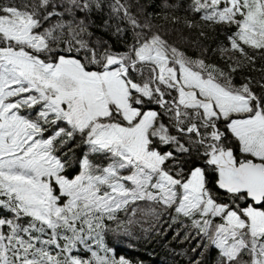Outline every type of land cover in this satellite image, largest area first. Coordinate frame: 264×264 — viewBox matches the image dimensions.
Instances as JSON below:
<instances>
[{
    "label": "snow or ice",
    "instance_id": "obj_1",
    "mask_svg": "<svg viewBox=\"0 0 264 264\" xmlns=\"http://www.w3.org/2000/svg\"><path fill=\"white\" fill-rule=\"evenodd\" d=\"M261 61L264 0H0V264H133L106 237L145 223L264 264Z\"/></svg>",
    "mask_w": 264,
    "mask_h": 264
},
{
    "label": "trees",
    "instance_id": "obj_2",
    "mask_svg": "<svg viewBox=\"0 0 264 264\" xmlns=\"http://www.w3.org/2000/svg\"><path fill=\"white\" fill-rule=\"evenodd\" d=\"M148 11H159L161 0H142ZM151 6V7H149ZM181 21L184 19L183 12L177 13ZM97 27L94 29L97 38L109 39L111 42L119 46V42L102 28V20H97ZM176 32L171 35V39L181 46H185L188 41L201 42L198 36V30H189L183 24L176 25ZM205 47L215 49L219 45L225 43L224 34L214 30H208V36L202 40ZM196 51V49H189ZM213 60L222 63L219 53L215 55L209 54ZM264 63V61H261ZM255 75V73H254ZM240 75L237 76L239 80ZM146 235L140 240L130 243H116L113 241L112 232L106 237V243L115 249L117 256H125L130 259L133 264H188L192 255L191 249L195 246L194 240L184 239V230L180 225H175L171 231L156 232L151 231L150 226L147 227ZM180 232V236H176V232ZM132 243V244H131Z\"/></svg>",
    "mask_w": 264,
    "mask_h": 264
},
{
    "label": "rangeland",
    "instance_id": "obj_3",
    "mask_svg": "<svg viewBox=\"0 0 264 264\" xmlns=\"http://www.w3.org/2000/svg\"><path fill=\"white\" fill-rule=\"evenodd\" d=\"M149 225L147 223L140 225H134L131 226L130 231L128 234H124L123 232L120 233H113V241L116 243H130L136 240H140L141 238H143L147 233L146 230L148 229ZM132 244V243H131Z\"/></svg>",
    "mask_w": 264,
    "mask_h": 264
}]
</instances>
